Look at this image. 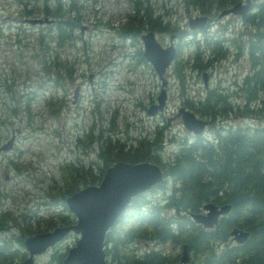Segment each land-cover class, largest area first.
<instances>
[{"label": "trees", "instance_id": "1", "mask_svg": "<svg viewBox=\"0 0 264 264\" xmlns=\"http://www.w3.org/2000/svg\"><path fill=\"white\" fill-rule=\"evenodd\" d=\"M234 1L186 0L187 3L197 4L204 9H219ZM36 2V11L33 12V8H24V15H44L53 18L45 27L44 35L41 30L37 35L43 50L50 45L64 48L70 45L72 40L79 39L78 27L83 21L81 13L83 5L80 1L36 0ZM148 5L149 0L146 4L141 3V0L135 1V6H132L133 12L141 9L142 14L138 17L131 15L125 22L119 23L115 31L122 41L130 38L127 34L132 38L136 37L138 29L142 27L152 31L168 28L167 24H160L159 15L151 16V12L147 10ZM242 22L250 27L245 47L250 71L246 72L239 82L235 81L232 91L228 90V86L223 88L217 84L207 88L203 96L197 99L187 93L181 95L180 104L205 117L206 123L234 107L231 92L237 97H242V104L236 103V109L242 107L244 112L264 110V0L252 1L250 9L242 16ZM169 28L172 30L173 27ZM185 32L176 34L174 41V69L181 89L187 69H204L211 65L213 60L223 57L226 51L221 47L224 40L221 34L209 36L205 39V44L200 45L198 40L193 38L185 41L183 37ZM78 45L75 46L81 52L80 41ZM186 47L190 48L189 55L182 61L179 53ZM49 53L51 60L47 57L44 61L50 60L52 66L65 65L64 69L68 71L65 77L59 67L58 75H53V84L62 85L63 79L71 77V65L57 59L60 53L58 55L52 51ZM134 57L136 64H146L150 67L139 50H136ZM62 100L56 99L54 107L52 96L48 97L45 102L50 106L48 113L51 114L59 108ZM28 101L29 98L25 104L18 102L16 106H11L10 113L16 114L17 110H21L24 119L30 123V128H34L32 121L35 112ZM253 102L257 103L256 109L249 106ZM106 109L110 113L107 128L99 125L97 131L93 133L94 120L81 131L75 129L76 144L84 151L94 147L97 160L88 158L85 161L77 156L59 161L58 169L62 182L59 185L50 183L47 194L55 199L54 203L61 206L63 211L55 214L53 210L49 212L44 218L41 231L74 222V215L67 209L64 198L85 185L97 184L107 166L119 160L131 163L148 160L160 166L163 177L143 192L131 196L112 225L105 231L103 251L107 264H174L177 261V254L171 256L151 247L140 250L136 246L138 242L147 244L150 241H169L180 245V248L184 244L188 255L187 264L242 262L264 264V124L252 127L220 126L215 130L213 138L201 134H193L191 138L183 136L178 139L173 154L161 160L158 155L162 140L161 128L155 129L151 139L147 137V132L128 134V131L122 128L128 126L126 120L122 126L118 125L114 117L116 110L113 108L112 112L107 106ZM1 119L3 118H0V123L3 122ZM3 124L6 128L5 122ZM144 128L143 126V130ZM3 131H0L1 138L6 136L2 134ZM7 161L16 170L20 168V161L14 157H8ZM157 191L158 194L155 193ZM207 201L216 205L229 204L228 211L220 215L210 228L193 221L189 215L190 212L201 211L202 204ZM7 219L6 212L1 210L0 228ZM14 219L11 218L12 221ZM233 227L248 232L241 243L230 241V230ZM39 231L37 228L31 230L28 226L21 228L15 239L10 236L0 238V264H20L26 252L19 251L17 246H21L26 236ZM65 252L66 250L50 252L42 264H63ZM14 259L16 261L13 262Z\"/></svg>", "mask_w": 264, "mask_h": 264}, {"label": "rangeland", "instance_id": "2", "mask_svg": "<svg viewBox=\"0 0 264 264\" xmlns=\"http://www.w3.org/2000/svg\"><path fill=\"white\" fill-rule=\"evenodd\" d=\"M146 1L141 0V3L146 4ZM258 1L260 0L255 2ZM82 2L86 7V12L82 14L83 24L86 25L82 37L87 42V46L84 49L82 47V53L77 47L79 41L75 43L77 46L58 48L60 56L57 59L65 61L72 68L71 77L63 79L62 85L58 86L54 85L52 80L55 66L51 64L49 49L43 50L37 40L40 26L22 21V18L26 16L23 13L24 8H33V12L36 11V0H0V115L2 114L0 118H3L1 120L6 124L5 128L3 122L0 123V131L4 130L1 133L7 136L9 126L20 127L15 146L10 152L0 154V165L2 164L0 167V211H5L6 219L8 218L2 223L0 238L10 236L15 239L20 234L21 228L28 226L31 230L37 228L41 231L44 218L49 212L53 210L55 214L63 211L61 206L54 203L55 199L48 196L49 184H61L58 163L64 158L79 156L85 161L88 158L97 160L95 148L84 151L80 145L76 144L74 132L76 128L81 131L84 126L94 120L93 133L97 131L99 125L107 128L110 113L106 106L110 110L113 108L116 110L114 117L118 125L122 126L123 121L126 120L128 126H122V128L124 127L128 134L129 132L130 134L131 132L139 134V131L147 132V137L150 139L155 129L161 128L162 140L158 155L161 160H165L173 154L179 138L193 136L181 124L180 116L175 115L177 107L181 105V95L187 93L197 99L203 96L207 88L217 84L223 88L228 86V90L232 91L235 81L239 82L242 76L250 71V62L245 48L250 27L243 22L240 23L237 14L230 13L217 17L218 9L211 8L209 12L211 18L206 28L191 29V32L192 30L200 31L189 34L188 17L201 8L199 5L184 3L182 0H149L150 5L147 10L151 12V16L155 17L159 14L160 24L168 25L167 29L154 30L159 43H165L169 33L176 35L186 31L183 35L184 40L193 38L198 40L200 45L205 44V39L209 36L221 34L224 38L221 47L226 51L223 57L213 60L211 65H207L204 69H187L183 89L176 77L172 60L164 72L166 78L164 109L154 117L148 116L144 108L147 102L156 96L158 78L148 66L136 64L133 54L130 57L129 54L134 49V46L129 45L130 41H122L114 29L104 27V20L109 18L110 14L112 15L110 20L116 28L119 27L117 25L124 22L119 15L129 11L131 2L129 0H107V2L84 0ZM141 12L143 10L140 9L139 13ZM169 25L173 27L172 30ZM42 29L44 35L45 27ZM41 42L44 43L43 36ZM124 50L125 57L122 55ZM189 51L188 47L181 50L180 60H185ZM47 57L50 60L44 61ZM64 66H59L62 71ZM90 72L93 75L89 82L87 74ZM202 72L207 74V86L202 83ZM76 85H78V93L73 100H70L72 89ZM231 94L234 107L207 122L201 135L213 138L215 130L220 126L252 127L264 124V110L244 112L242 107L236 109L235 104H242V97H237L233 92ZM77 95L79 97L74 103ZM50 96H52L54 107H56V99H63L60 107L51 114L48 113L50 106L45 103ZM27 98H29V106L35 112L32 121L34 128H30V123L24 119L21 110H17L16 114L10 113L11 106H16L18 102L25 104ZM256 105L257 103L253 102L249 106L256 109ZM168 116L171 119L166 123ZM1 139L3 138L0 137ZM8 157H14L20 161L18 170L8 163ZM6 193L7 196L4 195ZM12 217L15 218L14 221L11 220ZM76 236L75 233L69 232L44 251L33 255L34 262L42 264L48 254L54 250L65 251L74 243ZM230 241L233 239L231 238ZM136 246L140 250L151 247L171 256L177 254L178 258L181 252L180 245L169 241H150L147 244L138 242ZM17 247L21 250L22 244ZM174 264H179L178 259Z\"/></svg>", "mask_w": 264, "mask_h": 264}, {"label": "water", "instance_id": "3", "mask_svg": "<svg viewBox=\"0 0 264 264\" xmlns=\"http://www.w3.org/2000/svg\"><path fill=\"white\" fill-rule=\"evenodd\" d=\"M254 0H238L228 7L221 9L217 16L227 13L244 14ZM22 21L27 23H49L47 17H25ZM206 15H196L188 18L189 28H201L205 24ZM85 25H80V32ZM142 41V57L152 66L159 79V90L156 100L149 104L146 113L154 115L161 111L164 105L166 91V78L163 72L175 56V48L170 41L168 45L161 46L152 31L140 35ZM171 39V36H170ZM91 74H87L90 82ZM202 83L207 86V74L201 73ZM78 86L73 90V97L76 96ZM181 119L183 127L193 133L202 132L206 120L196 116L193 111L185 107H178L176 114ZM171 118H166V123ZM18 128L12 130L11 135L0 143V150H8L12 147L13 137L18 133ZM162 170L154 162L144 160L131 163L116 161L107 166L97 184L85 185L64 198L67 209L74 215L75 221L66 225H56L51 229L39 231L26 236L23 245L27 255L20 261V264H37L33 255L40 253L59 241L70 231L77 235L74 243L67 247L62 259L63 264H107L103 251V237L105 231L112 225L116 217L128 203L131 196L139 194L149 188L152 184L162 179ZM202 210L190 212V218L200 223L203 227H212L220 215L226 213L229 204L216 205L211 201L202 204ZM248 232L233 227L230 235L234 242L241 243L247 237ZM188 255L185 245H181V252L178 258L179 264L187 262ZM240 264H247L242 262Z\"/></svg>", "mask_w": 264, "mask_h": 264}, {"label": "flooded vegetation", "instance_id": "4", "mask_svg": "<svg viewBox=\"0 0 264 264\" xmlns=\"http://www.w3.org/2000/svg\"><path fill=\"white\" fill-rule=\"evenodd\" d=\"M130 2H131V6H135V1H138L139 2V0H129ZM184 3H187L186 2V0H182ZM236 1H238V0H235L234 2H236ZM241 1H243V0H241ZM233 2V3H234ZM233 3H229L228 5H226L225 7H228V6H230L231 4H233ZM189 4V3H188ZM225 7H222V8H219L217 11H216V16H217V13L221 10V9H223V8H225ZM210 10L211 9H204V8H199L192 16H196V15H206V23H205V26L203 27V29H205L206 28V25L208 24V22L210 21V18H211V16H210ZM82 12H84V10H81V13ZM142 14V12L141 13H139V11H134L133 12V14L132 15H135L136 17H138L139 15H141ZM228 14H230V13H228ZM232 14V13H231ZM245 14V13H244ZM244 14H241V15H237L238 17H239V19H240V23L242 22V16L244 15ZM227 15V14H226ZM131 15H129L128 17H130ZM153 17V16H152ZM218 17V16H217ZM24 23H26V22H24ZM28 24V23H27ZM49 23H40V24H30V25H38V26H40V29H38V31H40L41 30V32L43 31V29H42V27H46L47 25H48ZM139 31L137 32V34H136V37H131V35L130 34H127L130 38H127L126 40L127 41H130L129 42V45H132V46H134V49L132 50V52L129 54L130 55V57H131V55L133 54H135V52H136V50H139L140 51V53H141V48H142V45H141V41H140V35L141 34H143L144 32H146L147 30H150V29H148L147 27H142V28H139L138 29ZM200 30H192V32H191V29H190V31H189V34L190 33H196V32H199ZM117 33V32H116ZM118 34V33H117ZM174 33H169L168 35H172L171 36V40L173 41V39H175L176 40V35H173ZM224 39V38H223ZM77 40L75 39V40H72L71 41V44L70 45H68V46H72L73 45V47L75 46L74 44H75V42H76ZM169 42V38H168V40L165 42V43H161V44H163V45H166L167 43ZM48 49H49V51H52L53 53L55 52L56 53V55H58L60 52L58 51V46H51V48H49V47H47ZM56 48V49H55ZM55 49V50H54ZM126 54V53H125ZM66 56H68V54H66ZM137 56V55H136ZM55 72L53 73V75L54 76H56V75H58V72H59V67L57 66V65H55ZM91 73V72H90ZM62 74L66 77L67 76V74H68V71H65V69L62 71ZM91 75H93V73H91ZM153 102V101H152ZM15 128H18V131H20V127L19 126H17V127H12V126H9V131H8V135L7 136H5V137H3V139H1L0 140V143L1 142H3L6 138H8L10 135H11V133H12V130H15ZM17 135H18V133H15V135H14V137H13V143H12V147L10 148V149H8V150H0V154H5V153H7V152H10V150L15 146V144H16V142H15V140H16V137H17ZM2 166V164L0 165V167ZM18 248V247H17ZM19 251H24V252H26V250H25V248H24V246H23V240H22V248H21V250H19Z\"/></svg>", "mask_w": 264, "mask_h": 264}]
</instances>
